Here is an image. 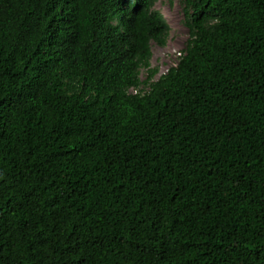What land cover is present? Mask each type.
Wrapping results in <instances>:
<instances>
[{
  "label": "trees",
  "instance_id": "obj_1",
  "mask_svg": "<svg viewBox=\"0 0 264 264\" xmlns=\"http://www.w3.org/2000/svg\"><path fill=\"white\" fill-rule=\"evenodd\" d=\"M158 1L0 0V264H264V0Z\"/></svg>",
  "mask_w": 264,
  "mask_h": 264
},
{
  "label": "rangeland",
  "instance_id": "obj_2",
  "mask_svg": "<svg viewBox=\"0 0 264 264\" xmlns=\"http://www.w3.org/2000/svg\"><path fill=\"white\" fill-rule=\"evenodd\" d=\"M155 7L161 12L169 27L166 45L163 47L156 43H152L151 45L152 57L150 69L157 70L155 76L157 80L178 63L179 56L183 53L188 39V31L183 22L180 0H159ZM140 73L141 79L144 80L148 70L142 68Z\"/></svg>",
  "mask_w": 264,
  "mask_h": 264
},
{
  "label": "clouds",
  "instance_id": "obj_3",
  "mask_svg": "<svg viewBox=\"0 0 264 264\" xmlns=\"http://www.w3.org/2000/svg\"><path fill=\"white\" fill-rule=\"evenodd\" d=\"M181 55V54H180ZM180 57V56H179ZM140 76H141V73H140ZM142 80V79H141ZM154 80V79H153ZM156 80V79H155ZM143 81V80H142ZM130 93L134 94L135 91L134 90H130Z\"/></svg>",
  "mask_w": 264,
  "mask_h": 264
}]
</instances>
